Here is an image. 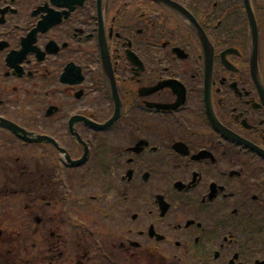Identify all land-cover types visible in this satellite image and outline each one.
<instances>
[{
    "label": "flooded vegetation",
    "instance_id": "flooded-vegetation-1",
    "mask_svg": "<svg viewBox=\"0 0 264 264\" xmlns=\"http://www.w3.org/2000/svg\"><path fill=\"white\" fill-rule=\"evenodd\" d=\"M0 119V264H264V0H0Z\"/></svg>",
    "mask_w": 264,
    "mask_h": 264
},
{
    "label": "water",
    "instance_id": "water-1",
    "mask_svg": "<svg viewBox=\"0 0 264 264\" xmlns=\"http://www.w3.org/2000/svg\"><path fill=\"white\" fill-rule=\"evenodd\" d=\"M253 39H254L255 42H256L255 36H253ZM3 125H4V124H3ZM5 127L14 130V131L17 132V134H18L20 137H22L23 139L30 140V141H31V140H33V141L36 140V139H33V135H29V134H27L26 132H24L23 130L18 129V128L12 126V125L9 124V123H8V124H5ZM37 139H38V138H37Z\"/></svg>",
    "mask_w": 264,
    "mask_h": 264
},
{
    "label": "rangeland",
    "instance_id": "rangeland-1",
    "mask_svg": "<svg viewBox=\"0 0 264 264\" xmlns=\"http://www.w3.org/2000/svg\"><path fill=\"white\" fill-rule=\"evenodd\" d=\"M14 168V167H13ZM15 169V168H14ZM8 185V184H7ZM9 186H11V185H9Z\"/></svg>",
    "mask_w": 264,
    "mask_h": 264
}]
</instances>
